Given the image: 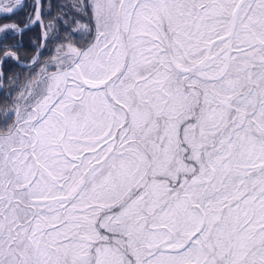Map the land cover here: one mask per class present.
<instances>
[{"label": "snow or ice", "instance_id": "1", "mask_svg": "<svg viewBox=\"0 0 264 264\" xmlns=\"http://www.w3.org/2000/svg\"><path fill=\"white\" fill-rule=\"evenodd\" d=\"M37 24L22 60L7 41ZM0 264H264V0L0 23Z\"/></svg>", "mask_w": 264, "mask_h": 264}, {"label": "trees", "instance_id": "2", "mask_svg": "<svg viewBox=\"0 0 264 264\" xmlns=\"http://www.w3.org/2000/svg\"><path fill=\"white\" fill-rule=\"evenodd\" d=\"M54 2L67 3L70 2V0H54ZM26 3L29 5V7L25 9V12L21 13L19 16L12 17L11 21L0 20V23H8L14 21L23 24L24 17L31 11L33 0H26ZM45 3H47V0H45ZM53 14H55V10H53ZM17 42L22 45L19 52L21 59H28L31 56L32 51L36 47L37 43L42 42V28L38 24L33 25L25 32L22 37L17 36L15 39H9L7 41V43L9 44ZM4 71L10 73H19L21 71V68L16 65L15 61H10L9 63L4 65Z\"/></svg>", "mask_w": 264, "mask_h": 264}, {"label": "water", "instance_id": "3", "mask_svg": "<svg viewBox=\"0 0 264 264\" xmlns=\"http://www.w3.org/2000/svg\"><path fill=\"white\" fill-rule=\"evenodd\" d=\"M31 28V27H30ZM43 39V38H42Z\"/></svg>", "mask_w": 264, "mask_h": 264}]
</instances>
